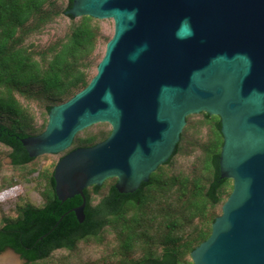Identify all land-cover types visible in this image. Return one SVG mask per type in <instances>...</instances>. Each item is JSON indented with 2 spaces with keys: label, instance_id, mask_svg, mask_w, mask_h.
<instances>
[{
  "label": "water",
  "instance_id": "95a60500",
  "mask_svg": "<svg viewBox=\"0 0 264 264\" xmlns=\"http://www.w3.org/2000/svg\"><path fill=\"white\" fill-rule=\"evenodd\" d=\"M74 17L112 19L89 83L48 111L45 129L22 137L30 157L71 147L99 122L110 134L69 150L54 167L55 193L85 219L84 189L116 177L135 191L172 155L191 114L221 121L222 178L233 187L193 264H264V0H72ZM19 262L20 254L8 247Z\"/></svg>",
  "mask_w": 264,
  "mask_h": 264
},
{
  "label": "trees",
  "instance_id": "16d2710c",
  "mask_svg": "<svg viewBox=\"0 0 264 264\" xmlns=\"http://www.w3.org/2000/svg\"><path fill=\"white\" fill-rule=\"evenodd\" d=\"M71 5L0 0V172L4 158L14 171L0 191L31 186L39 196L18 195L10 211L0 204V252L10 247L26 264H193L190 252L210 235L233 187L220 176L218 115H188L170 158L134 192L120 193L115 178L85 188L81 223L73 208L82 198L59 200L53 170L69 150L105 139L111 125L83 129L57 154L30 157L20 141L42 132L50 107L89 83L113 35L105 19L65 14ZM92 247L100 254L83 258Z\"/></svg>",
  "mask_w": 264,
  "mask_h": 264
},
{
  "label": "rangeland",
  "instance_id": "374dc122",
  "mask_svg": "<svg viewBox=\"0 0 264 264\" xmlns=\"http://www.w3.org/2000/svg\"><path fill=\"white\" fill-rule=\"evenodd\" d=\"M61 1H64V0H61ZM102 25H103L105 32L111 35L113 32V20L110 18L105 19ZM45 38H46V35L43 36V39ZM83 134H84L83 132H80V135H83ZM4 163H5V167L0 172V184L5 183L7 180H9L14 172L11 169V167L8 165L10 163V160L8 158H4ZM18 195H26L35 203H38V200H39V196L33 191V188L31 186L22 187L18 185L10 189L0 191V204H2V206L7 211L8 210L10 211L12 207L16 204V202L19 201ZM100 252H101L100 248H93V247L88 248L86 251H84L82 257L83 258L90 257V256L95 257V256H98ZM4 254L5 253L1 254V256ZM16 264H26V263L17 261Z\"/></svg>",
  "mask_w": 264,
  "mask_h": 264
},
{
  "label": "bare ground",
  "instance_id": "6f19581e",
  "mask_svg": "<svg viewBox=\"0 0 264 264\" xmlns=\"http://www.w3.org/2000/svg\"><path fill=\"white\" fill-rule=\"evenodd\" d=\"M17 261V258L10 253L0 256V264H16Z\"/></svg>",
  "mask_w": 264,
  "mask_h": 264
},
{
  "label": "flooded vegetation",
  "instance_id": "af4514ba",
  "mask_svg": "<svg viewBox=\"0 0 264 264\" xmlns=\"http://www.w3.org/2000/svg\"><path fill=\"white\" fill-rule=\"evenodd\" d=\"M112 178H115V182H114V185H115V183H116V181H117V178H116V177H112ZM138 188H139V187H138ZM138 188H137V189H138ZM137 189H136V190H137ZM133 192H134V191H133ZM129 193H130V192H129ZM6 248H8V247H6ZM6 248H5V249H6ZM5 249H4V250H5ZM4 250H2V251H4ZM2 251H1V252H2ZM20 259L23 261L25 258H23L22 256H20ZM23 262H24V261H23ZM26 262H27V261H26ZM26 262H24V263H26Z\"/></svg>",
  "mask_w": 264,
  "mask_h": 264
}]
</instances>
